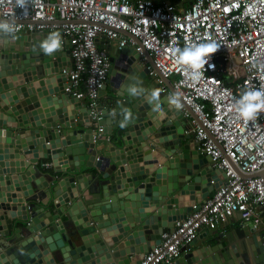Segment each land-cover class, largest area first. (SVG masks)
I'll return each mask as SVG.
<instances>
[{"label": "water", "instance_id": "1", "mask_svg": "<svg viewBox=\"0 0 264 264\" xmlns=\"http://www.w3.org/2000/svg\"><path fill=\"white\" fill-rule=\"evenodd\" d=\"M48 34L0 32V264H137L218 188L223 172L212 169L168 96L158 97L163 113H152L147 94L159 89L134 48L110 58L106 102L94 125L85 101L65 91L69 44L45 54L39 42ZM130 84L142 93L129 95ZM125 108L132 117L121 128ZM44 160L57 175L51 183ZM220 239L230 249L197 248L175 264H237L236 257L262 264L248 225Z\"/></svg>", "mask_w": 264, "mask_h": 264}, {"label": "built area", "instance_id": "2", "mask_svg": "<svg viewBox=\"0 0 264 264\" xmlns=\"http://www.w3.org/2000/svg\"><path fill=\"white\" fill-rule=\"evenodd\" d=\"M0 20L15 22L13 38L23 32L61 34V46H70V66L62 70L65 91L85 101L94 125L106 102L100 104L99 96L110 78L105 46L112 42L119 51L131 47L140 54L160 94H180L176 109L188 119L187 132L224 179L137 264H175L200 230L237 216L264 251V109L244 119L234 107L244 90L264 89V0H193L182 11L167 0H27L24 9L17 0H0ZM208 40L219 46L210 54L213 67L206 63L203 76L192 79L174 50Z\"/></svg>", "mask_w": 264, "mask_h": 264}, {"label": "clouds", "instance_id": "3", "mask_svg": "<svg viewBox=\"0 0 264 264\" xmlns=\"http://www.w3.org/2000/svg\"><path fill=\"white\" fill-rule=\"evenodd\" d=\"M27 0H17V6L21 9L26 7ZM14 21L0 20V32L5 34H12L15 31ZM62 36L59 32H50L43 40L39 42L40 49L45 54L54 53L62 45ZM219 46L212 40L206 42H200L198 44H190L182 48L174 50L176 59L182 64L186 65V71L192 79H199L203 76L204 65L210 60V54L215 52ZM213 65L208 63V68H212ZM129 95L135 97L142 93V88L137 84H130L127 87ZM148 101L153 106V114L163 113L158 97L159 91H153L147 94ZM167 101L173 107L179 109L182 106L180 100V94L173 92L171 96L167 97ZM234 107L240 116L244 119H252L257 115L258 110L264 109V89L250 88L244 90L240 96L235 99ZM115 115V112L113 113ZM132 114L126 108L121 110L119 126L125 127L131 121ZM47 161V160H46ZM212 165V164H211ZM215 170V169H214Z\"/></svg>", "mask_w": 264, "mask_h": 264}, {"label": "crops", "instance_id": "4", "mask_svg": "<svg viewBox=\"0 0 264 264\" xmlns=\"http://www.w3.org/2000/svg\"><path fill=\"white\" fill-rule=\"evenodd\" d=\"M154 1H156V0H154ZM167 1L170 4H172L176 10L182 11L187 6H189V4L193 0H167ZM22 35H27V34L25 32H23ZM61 48H62V46H61ZM108 50H109L110 56L117 59L120 51L117 50L116 43L112 42L111 45L109 46ZM64 63L66 65V63H70V61L66 60ZM168 90L170 92L172 91V89H170V86H168ZM106 97H107V93H106V95H104L103 92L100 93V96H99L100 104L105 102ZM97 127L94 126V128L98 131L99 137L100 138H107L106 136H102L103 134L101 132H102L103 127H100V129H99L100 133H99V130ZM114 132H115V130L112 128V134ZM193 140H194V138H193ZM194 142H195V140H194ZM42 162H46V160H44ZM48 162H50V161H48ZM42 171H43L42 173H43L46 181H48L49 183H51V181H53L54 178L55 179L57 178L56 177L57 175L53 172L52 167L43 168ZM185 198H186L185 200L188 201V197H185ZM239 227H242V226H241V223L239 221V217L237 216L234 219H230V220L224 219L222 222H220L219 224H217L215 226L203 228L202 230H200V233L198 234V237L194 241V244H193V246H191L190 250L183 253L180 258H182L184 254H187L190 251L197 250V248H202V247L206 248V247H210V246H218L220 243H222V245H223V248L221 249V251L227 250L228 248L230 249L232 244H229L228 242H226L225 240L223 241L222 239L219 240V237L222 235L224 238V236L228 235L229 233H235V231L238 230ZM234 235H235L234 244L237 245L238 243H240V239H239V236H236V234H234ZM146 239L148 240V237H146ZM103 258H104V256H103ZM180 258L178 260H180ZM180 261H182V260H180ZM221 261L223 262V258ZM234 261H236L237 264H242L241 262H239V257H236Z\"/></svg>", "mask_w": 264, "mask_h": 264}, {"label": "bare ground", "instance_id": "5", "mask_svg": "<svg viewBox=\"0 0 264 264\" xmlns=\"http://www.w3.org/2000/svg\"><path fill=\"white\" fill-rule=\"evenodd\" d=\"M216 180V179H215Z\"/></svg>", "mask_w": 264, "mask_h": 264}]
</instances>
